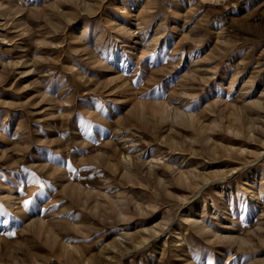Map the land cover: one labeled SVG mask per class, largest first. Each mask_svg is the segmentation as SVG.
I'll return each instance as SVG.
<instances>
[{
    "label": "rangeland",
    "instance_id": "1",
    "mask_svg": "<svg viewBox=\"0 0 264 264\" xmlns=\"http://www.w3.org/2000/svg\"><path fill=\"white\" fill-rule=\"evenodd\" d=\"M4 217L0 264H264V0H0Z\"/></svg>",
    "mask_w": 264,
    "mask_h": 264
},
{
    "label": "bare ground",
    "instance_id": "2",
    "mask_svg": "<svg viewBox=\"0 0 264 264\" xmlns=\"http://www.w3.org/2000/svg\"><path fill=\"white\" fill-rule=\"evenodd\" d=\"M130 158H131V157H130ZM129 164H130V163H129ZM125 167H126V166H125ZM252 197L255 198V197H256V194H255V195L253 194ZM10 224H11V222H10L9 218H7V217H4V218H2V219L0 220V228L5 229V228L9 227Z\"/></svg>",
    "mask_w": 264,
    "mask_h": 264
},
{
    "label": "snow or ice",
    "instance_id": "3",
    "mask_svg": "<svg viewBox=\"0 0 264 264\" xmlns=\"http://www.w3.org/2000/svg\"><path fill=\"white\" fill-rule=\"evenodd\" d=\"M135 83V82H134Z\"/></svg>",
    "mask_w": 264,
    "mask_h": 264
}]
</instances>
